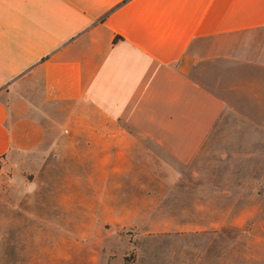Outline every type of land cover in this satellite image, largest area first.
Listing matches in <instances>:
<instances>
[{"label":"crops","instance_id":"obj_1","mask_svg":"<svg viewBox=\"0 0 264 264\" xmlns=\"http://www.w3.org/2000/svg\"><path fill=\"white\" fill-rule=\"evenodd\" d=\"M199 60L263 72L264 0H0V190L27 208L53 151L137 137L189 162L225 109Z\"/></svg>","mask_w":264,"mask_h":264},{"label":"rangeland","instance_id":"obj_2","mask_svg":"<svg viewBox=\"0 0 264 264\" xmlns=\"http://www.w3.org/2000/svg\"><path fill=\"white\" fill-rule=\"evenodd\" d=\"M191 77L225 109L189 162L142 137L107 165L53 151L27 208L0 190V264H264V71Z\"/></svg>","mask_w":264,"mask_h":264}]
</instances>
